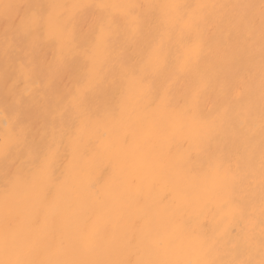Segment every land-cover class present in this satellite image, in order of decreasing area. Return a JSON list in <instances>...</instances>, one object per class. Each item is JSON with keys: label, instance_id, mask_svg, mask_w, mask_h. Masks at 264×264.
<instances>
[{"label": "bare ground", "instance_id": "bare-ground-1", "mask_svg": "<svg viewBox=\"0 0 264 264\" xmlns=\"http://www.w3.org/2000/svg\"><path fill=\"white\" fill-rule=\"evenodd\" d=\"M0 264H264V0H0Z\"/></svg>", "mask_w": 264, "mask_h": 264}]
</instances>
